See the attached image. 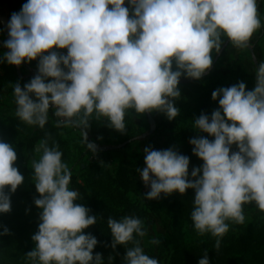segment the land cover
<instances>
[{"label":"clouds","instance_id":"obj_1","mask_svg":"<svg viewBox=\"0 0 264 264\" xmlns=\"http://www.w3.org/2000/svg\"><path fill=\"white\" fill-rule=\"evenodd\" d=\"M26 0L6 24L7 52L0 63L20 66L37 60V73L21 87L13 84L16 117L30 126L44 128L49 109L58 118L56 127L76 126L93 153L97 146L84 129L95 120L125 133V114L158 111L169 120L179 115L174 100L181 95V76L199 80L219 52L223 37L237 48L249 45L261 28L257 0ZM110 6V7H109ZM131 8V15H130ZM55 49H67L66 54ZM173 63L175 69L173 70ZM51 78V79H49ZM219 107L201 113L193 128L205 136L189 139L192 153L203 161L189 173V157L174 148L146 146L140 179L150 190L145 199L161 193L184 194L194 190L190 218L198 235L221 239L227 221L243 224V206L254 203L264 211V61L255 69V85L246 91L238 81L212 91ZM235 144L238 151H231ZM41 153L32 161L39 198L38 230L31 236L35 247L25 255L29 264H104L93 254L97 238L82 230L97 222L82 204L77 190L69 188L72 173L62 152L46 136L36 146ZM13 146L0 141V213L11 211L10 193L24 177L14 166ZM8 186V192H5ZM143 221L135 216L107 218L110 247L133 242L122 264H160L145 254L134 234L145 236ZM9 234L7 227L0 235ZM161 241L153 239L154 245ZM114 257L109 255L107 264ZM197 264H210L207 250Z\"/></svg>","mask_w":264,"mask_h":264},{"label":"rangeland","instance_id":"obj_2","mask_svg":"<svg viewBox=\"0 0 264 264\" xmlns=\"http://www.w3.org/2000/svg\"><path fill=\"white\" fill-rule=\"evenodd\" d=\"M15 2L16 0H2L3 7L9 19L13 13L10 5ZM257 5L262 24L261 28L253 33L249 45L245 48H237L228 41L227 37L222 38L224 42L221 45L220 51L216 52L213 50L211 53L213 57L212 73L207 74L200 81L198 85L199 92L203 90L214 91L220 87H229L238 81L245 83L246 91L254 88L255 69L258 67L259 62L264 61V0H257ZM4 41L6 39L0 25V55L8 51L4 47ZM53 50L67 52L66 48L55 49L54 47ZM235 59L240 63L234 65V70H231L230 64ZM37 62L38 58L27 63L22 62L20 66L10 65L6 62L0 63V70H2V66L3 69L7 68L5 69V74L2 75V71L0 72V118L7 116L6 109H12L15 106L13 84L16 82L22 85L27 83L36 74L33 69L37 68ZM173 70H176L175 63H173ZM183 78L185 77L182 75L180 80ZM194 87L187 88L182 84L178 85L180 93L182 94L178 99L174 100V106L180 111L179 115L172 120H169L165 114L155 110L137 115L134 110L129 109L125 114L126 131L122 134L108 127L107 121L103 120L104 118H101L102 120L97 122L98 120H94L95 116L91 117L92 120L89 121L90 126L100 124L97 127L98 133L92 136V142L97 146V152L94 155L87 148L80 130L73 129L72 126L58 127L62 137L66 139L71 150L68 167L72 176L69 188L77 190V184H84L85 174L88 168L94 164L107 166L110 171L114 172L117 163L121 159L129 158L135 152L144 153L143 149L146 146H151L152 149L156 150H163L169 147L175 150L185 142H189L190 138L197 135L205 136L209 139L207 134L198 132L193 128L194 119L199 117L197 110L199 95L198 92L191 93L195 89ZM185 92L191 94H185ZM6 95H12L10 97H13L14 100L12 98L6 99ZM54 111V108L49 109L48 121L50 122L51 118L52 122L56 124V121L61 118L56 117L53 114ZM148 115L154 120V129L152 131H150L151 124L148 120ZM133 137H137V141L128 144L127 140ZM0 141L11 144L17 154V160L14 162V166L18 168V171L24 177L23 182L19 185L23 194V201L27 203L33 201L34 198H39L40 194L36 191L35 180L33 178L32 161L38 160L41 153L35 151L32 156H29L25 149L19 146L18 141L12 137H1ZM231 151H238L235 144L231 146ZM145 189H148V187L143 183V190L146 191ZM129 197L145 209V215L141 218L143 221L142 227L146 233L144 237H141L142 249L145 254L158 259L160 264H166L174 248L171 243L172 233L169 225V216L161 209L151 210L148 208L143 196L130 193ZM243 212L245 222L243 224H235L232 221H227L229 230L226 234H236L238 232V226L255 223L261 224L264 219V211H260L254 203L245 204L243 206ZM37 230L38 224L29 230L25 242L12 244L13 250L23 259V264H29L25 254L35 247L31 236ZM153 239L161 241L160 244H152L151 241ZM174 240L177 247H187L195 243H205L209 240L215 241L216 237H213L210 233L198 235L190 220L189 222L183 223L179 233L173 237ZM109 255L115 258V251L112 249L102 256L104 264H107ZM113 262L114 259L112 264Z\"/></svg>","mask_w":264,"mask_h":264},{"label":"trees","instance_id":"obj_3","mask_svg":"<svg viewBox=\"0 0 264 264\" xmlns=\"http://www.w3.org/2000/svg\"><path fill=\"white\" fill-rule=\"evenodd\" d=\"M25 2L26 0H16L14 4H11L13 12H19L21 5ZM125 6L127 7V0H125ZM238 63L240 62L235 59L230 64V69L234 70V65ZM1 68L0 72L2 71L3 75L7 68L3 69V66ZM210 73H212V65L199 80L185 77L178 84L187 88L195 86L191 93L198 92L199 105L197 110L199 115L204 113L210 116L211 112L219 107L218 100L220 97L218 96L216 100H213L211 98L212 90L198 91L200 81ZM191 93L185 92V94ZM72 127L80 130L84 137L80 127ZM84 131L87 133L88 141L92 142V131L89 129H84ZM46 136L49 138L50 146L53 141L58 145L62 152V161L68 165L71 150L58 127L49 123H46L44 128L30 126L16 116L0 118V138H15L19 146L23 147L29 156L34 154L36 145ZM135 139L137 137L130 138L128 142ZM213 139L214 137L209 136V140ZM192 147L189 142H185L181 147L175 149L180 154L189 157V173L193 166L199 167L203 163L192 153ZM144 155V153L135 152L129 158L121 159L114 172L110 171L107 166L94 164L88 168L84 184L76 185L81 199L74 201V203L84 205L91 210L89 215L97 216L95 224L82 230L84 233L90 232L97 238L98 243L93 249V254L99 252L103 256L112 250L110 247L112 238L107 226L108 217L118 220L124 216H135L141 219L145 215V209L129 197V194L133 193L144 198V194L150 190H143V181L137 171V168L145 167ZM5 192H8V186H5ZM9 195L11 211L0 213V231H3L4 227L9 229V234L0 235V264H23V259L13 250L12 244L25 242L29 230L40 223L39 213L42 209L38 208L33 201L27 203L23 201V194L19 185L15 192ZM193 197L194 190L186 189L184 194L173 192L165 195L161 193L159 199L144 198L148 208L151 210L161 209L170 218L171 243L174 248L166 264H197L205 250H207L210 264H264V219L261 224L240 225L236 234L224 235L219 251L214 249L215 241L212 240L205 243H195L187 247H177L173 237L179 233L184 222L191 220ZM134 240H138L141 246V237L134 234ZM132 243L130 241L125 245L116 246L113 264H122L121 258L125 254V250L132 247Z\"/></svg>","mask_w":264,"mask_h":264},{"label":"water","instance_id":"obj_4","mask_svg":"<svg viewBox=\"0 0 264 264\" xmlns=\"http://www.w3.org/2000/svg\"><path fill=\"white\" fill-rule=\"evenodd\" d=\"M8 21H9L8 14L3 7L2 0H0V25H1V28H2V31H3V34H4L6 40L9 38L8 37V31L6 28V24ZM33 71L35 73H37V68H34ZM148 120L151 124L150 131H152L154 129V120L151 118L150 115H148Z\"/></svg>","mask_w":264,"mask_h":264},{"label":"crops","instance_id":"obj_5","mask_svg":"<svg viewBox=\"0 0 264 264\" xmlns=\"http://www.w3.org/2000/svg\"><path fill=\"white\" fill-rule=\"evenodd\" d=\"M25 83V82H24ZM8 85V84H7ZM21 85V87L23 88V85L22 84H20ZM13 95V94H12ZM12 95H6L5 96V98L6 99H10V98H12V100H14L13 99V97H10V96H12ZM12 108V107H11ZM7 111V116H16L15 115V110H16V104H15V106L12 108V109H6ZM93 116H95L94 114H93ZM94 119V118H93ZM95 120V119H94ZM97 122H99V121H97ZM48 123L49 124H53V125H55L56 126V124L54 123V122H52V120H51V118H50V122L48 121ZM99 125L100 124H98L97 126H95L94 124L93 125H91L88 129L89 130H91L92 131V133H93V135H96L97 133H98V128L97 127H99ZM73 129H75V127H72ZM97 128V129H96ZM59 132H60V130H59ZM66 140V139H65ZM137 140L135 139L134 141H131V142H128V140H127V142H128V144H131V143H133V142H136Z\"/></svg>","mask_w":264,"mask_h":264},{"label":"built area","instance_id":"obj_6","mask_svg":"<svg viewBox=\"0 0 264 264\" xmlns=\"http://www.w3.org/2000/svg\"><path fill=\"white\" fill-rule=\"evenodd\" d=\"M55 51H57V52H59V53L66 54V52H64L63 50H55ZM145 190L147 191V190H149V188H148V189H145Z\"/></svg>","mask_w":264,"mask_h":264}]
</instances>
